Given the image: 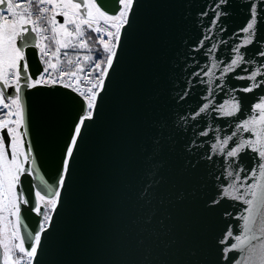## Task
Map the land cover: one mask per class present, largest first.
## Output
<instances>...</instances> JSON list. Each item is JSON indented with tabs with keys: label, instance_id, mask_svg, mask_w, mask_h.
<instances>
[{
	"label": "water",
	"instance_id": "obj_1",
	"mask_svg": "<svg viewBox=\"0 0 264 264\" xmlns=\"http://www.w3.org/2000/svg\"><path fill=\"white\" fill-rule=\"evenodd\" d=\"M100 2L110 13L119 8L115 0ZM252 3L257 25L244 45L241 30ZM237 47L244 62L223 73ZM25 51L31 72H41L38 50ZM262 52L264 0H137L34 264H232L224 249L235 241L223 240L229 228L242 234L237 217L246 215L247 205L223 192L235 183L242 195L245 185L235 177L254 183L258 158L250 149L236 157L226 153L241 138L255 139L237 130L264 99V84L243 91L257 70L256 81H264ZM25 100L24 148L30 141L37 165L31 176H21V187L34 204L35 192L43 193L41 177L53 184L58 179L85 103L59 85L28 90ZM236 101L240 110L227 115ZM205 104L207 111L195 116ZM233 133L223 152L214 150ZM22 216L34 232L41 217L31 206H22Z\"/></svg>",
	"mask_w": 264,
	"mask_h": 264
},
{
	"label": "snow or ice",
	"instance_id": "obj_2",
	"mask_svg": "<svg viewBox=\"0 0 264 264\" xmlns=\"http://www.w3.org/2000/svg\"><path fill=\"white\" fill-rule=\"evenodd\" d=\"M115 2L119 8L110 13L100 0H0V264H34L44 233L52 227L53 216L60 206L66 181L70 178L82 129L86 127V122L94 119L97 99L113 67L122 30L128 25L137 0ZM250 12V21L241 30L247 34L244 45L250 44L255 35L258 17L255 3H252ZM57 17H63V21ZM105 36L107 39H104ZM89 41L101 45L106 55L103 58L93 56ZM29 47L39 50L44 63L42 72H31L25 51ZM68 50L77 53L75 59L71 58ZM78 50L89 53L83 56V63ZM236 52V58L222 69L223 73L234 70L244 62L239 47ZM65 63L67 68L62 66ZM85 63L88 65L87 70ZM212 67L218 65L213 64ZM259 74L257 70L247 77L254 83L243 91L251 92L254 87L264 84V81H256ZM207 75L211 76L212 73L208 72ZM49 84H60L76 92L83 99L85 108L65 148L58 179L53 184L41 177L43 193L40 190L35 192L36 200L33 204L21 187V176H31L37 165L30 141L26 151L20 149L21 138L28 136L25 92ZM9 89L12 91L9 92ZM230 106L231 111L227 115L240 110L239 101L230 102ZM208 107L205 104L195 116L206 112ZM240 129L251 132L255 139L241 138L237 146L228 150L226 155L236 157L245 149H250L257 154L258 166L251 170V178L255 182L250 186H247V180L240 181L239 175L235 177L236 182L245 185L242 195L237 194L239 189L235 183L224 189L223 196L247 205L246 215L237 217L243 221L242 234L234 236L229 228L223 240L225 244L228 238L235 241L224 249V258L231 259L232 264H264V99L255 104L253 114L239 125L237 132ZM4 130L7 137L3 134ZM202 135L207 136L208 132ZM235 135L237 133L220 141L219 147L214 146V150L223 152ZM228 175L232 176V172ZM155 183L153 179L145 186L142 198L147 197ZM22 206H31L32 211L41 217L34 232L29 231L23 223ZM232 252H240L241 255L230 258L229 253Z\"/></svg>",
	"mask_w": 264,
	"mask_h": 264
},
{
	"label": "built area",
	"instance_id": "obj_3",
	"mask_svg": "<svg viewBox=\"0 0 264 264\" xmlns=\"http://www.w3.org/2000/svg\"><path fill=\"white\" fill-rule=\"evenodd\" d=\"M58 19V18H57ZM50 34V33H49ZM89 35H95L94 33H89ZM104 39H107V37L105 36L104 37ZM44 43H48L47 41H45ZM89 44L92 46V48H93V52L91 53L93 56H99V57H101V58H103L106 54L103 52V48H102V46L101 45H99V44H96L94 41H89ZM52 47L54 48L55 47V45H52ZM38 50V49H37ZM64 50L62 49V52H63ZM69 51V53H70V56H71V58H73V59H75V56L77 55V53L76 52H72V50H68ZM78 54L80 55V57H81V61H82V63H83V56L84 55H87V54H89V53H87V52H85V51H81V50H78ZM38 57H39V60H40V62H41V65H42V70H43V68H44V63L42 62V60H41V54H40V52H39V50H38ZM45 59H47V58H45ZM53 62H55V60L53 61ZM63 67H65V68H67L68 66H67V64L65 63V64H63L62 65ZM84 67H85V69L87 70V68H88V65L85 63L84 64ZM42 70H41V72H42ZM81 75H83V74H81ZM94 75H96V74H94ZM53 76H55V74H53ZM65 79H67V78H65ZM49 85H52V84H49ZM55 85H59V86H62V85H60V84H55ZM82 87H83V85H82ZM74 92V91H73ZM74 93H76V92H74ZM77 94V93H76ZM78 95V94H77ZM79 96V95H78ZM14 118V117H13ZM17 255H18V253H17ZM27 258L25 257V260H26Z\"/></svg>",
	"mask_w": 264,
	"mask_h": 264
},
{
	"label": "rangeland",
	"instance_id": "obj_4",
	"mask_svg": "<svg viewBox=\"0 0 264 264\" xmlns=\"http://www.w3.org/2000/svg\"><path fill=\"white\" fill-rule=\"evenodd\" d=\"M23 146H24V141H23V137L21 138V144H20V149L22 150V151H24L23 150ZM9 152H10V148H9ZM23 158V157H22ZM13 221H14V218H11ZM9 231H11V229H9Z\"/></svg>",
	"mask_w": 264,
	"mask_h": 264
},
{
	"label": "crops",
	"instance_id": "obj_5",
	"mask_svg": "<svg viewBox=\"0 0 264 264\" xmlns=\"http://www.w3.org/2000/svg\"><path fill=\"white\" fill-rule=\"evenodd\" d=\"M58 18V17H57ZM59 20V19H58ZM63 21V17H61V22Z\"/></svg>",
	"mask_w": 264,
	"mask_h": 264
},
{
	"label": "flooded vegetation",
	"instance_id": "obj_6",
	"mask_svg": "<svg viewBox=\"0 0 264 264\" xmlns=\"http://www.w3.org/2000/svg\"><path fill=\"white\" fill-rule=\"evenodd\" d=\"M23 150L25 151V148H24V146H23ZM21 159H22V157H21Z\"/></svg>",
	"mask_w": 264,
	"mask_h": 264
}]
</instances>
